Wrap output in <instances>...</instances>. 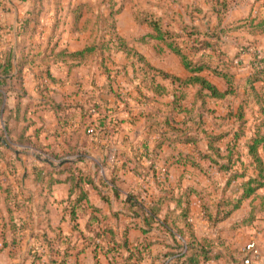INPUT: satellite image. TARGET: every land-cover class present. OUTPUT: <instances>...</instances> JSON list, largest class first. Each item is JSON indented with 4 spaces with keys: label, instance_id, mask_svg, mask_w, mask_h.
I'll return each instance as SVG.
<instances>
[{
    "label": "trees",
    "instance_id": "1",
    "mask_svg": "<svg viewBox=\"0 0 264 264\" xmlns=\"http://www.w3.org/2000/svg\"><path fill=\"white\" fill-rule=\"evenodd\" d=\"M231 2L206 0L213 18L206 20L202 17L199 0H108L107 12L96 16L110 30L108 40L94 41L77 51L58 50L56 40L47 50L32 55L21 53L13 69L6 62L0 64V97L4 92L13 91L17 99L15 108L3 120L0 134V165L3 166L0 167V191L5 195L8 212L7 221L2 224V248L7 247L5 234L10 232L11 259L19 258L20 264H68V259L75 256L73 264H79L77 257L91 249L94 264H103L99 254L107 264H139L158 244L161 250L152 255V264H199L200 260L206 262L212 257L203 249L207 241L198 240L194 233L190 219L192 195L198 197L203 217L210 226L223 222L250 198L259 201V211L264 210V196H257L258 190L264 188V56L254 43L256 37L264 35V16L248 15L228 21ZM125 3L130 4L134 21L149 28L139 42L155 41L161 46L160 51L175 55L187 72L185 78L156 69L141 55L127 50L115 27V18ZM90 7L79 4L72 9V31L91 30L87 20L79 28L83 13L88 16ZM31 22L29 17L22 25L24 33ZM238 35L243 37L239 39ZM243 38L251 40H245L244 44ZM115 44L116 51L127 52L135 58L130 64V76L125 72L126 67L112 72L105 65L103 54L96 64L109 82L105 87L115 106L110 107L108 102L100 104L94 97L75 105L54 103L49 96V82H54L49 73L51 63L61 62L69 69L75 68L87 62L97 50L109 51ZM244 55L248 56L247 61L242 59ZM40 65L44 68L37 72L41 77L37 83L41 96L38 106L54 113L55 136L68 145L67 152L44 150L37 142L38 129L27 135L33 122L26 119L27 108L21 111L20 107V100L25 95L22 71L34 70ZM120 73L130 79L134 97L111 86L110 82H114ZM207 75L222 79L226 89L220 91ZM130 98L138 107L130 121L143 118L146 122V136L139 146L140 153L135 152L129 159L123 149L109 163L106 159L109 152L103 149L101 153L98 146L96 152L103 157L95 163L88 158L91 152L86 145H71L70 134L83 135L92 144L113 139L123 122L114 115L120 107L131 113ZM219 101L226 110L223 116H215L211 108ZM10 120L13 122L11 127ZM21 121L26 123L19 125ZM73 127L75 129L71 131ZM150 136L154 139L151 150L146 145ZM203 141L205 147L200 144ZM14 144L31 147L37 152L36 157L42 158L39 166L31 167L33 181L42 190L50 193L54 185L69 183L63 212L70 224L71 235H64L58 227V231H51L53 237H49L46 200L33 209L34 193L23 192L21 181L12 180L16 175L14 159L18 160L21 155ZM177 144L192 145L195 150L192 154L183 153L176 149ZM164 146L172 148L173 152L162 166H158ZM171 165L197 170L207 186L198 190L189 187L175 193L166 177ZM106 167L111 176H95ZM118 168L132 171L140 179L138 194H121L119 180L114 176ZM63 174L66 177L61 179ZM13 182H16V188ZM87 186H91L109 206L112 202L117 205L119 210L111 213L113 218L118 219L119 215L130 218V227L139 229L144 237L130 241L125 225L119 239L109 218L90 203ZM151 187L158 190L159 195L148 200L147 190ZM214 197L216 199H211ZM169 203L173 204V209H166ZM21 211L28 213L27 219L18 215ZM84 218L87 221L81 231L79 221ZM156 234L160 241H152ZM27 237L29 243L23 252Z\"/></svg>",
    "mask_w": 264,
    "mask_h": 264
},
{
    "label": "crops",
    "instance_id": "2",
    "mask_svg": "<svg viewBox=\"0 0 264 264\" xmlns=\"http://www.w3.org/2000/svg\"><path fill=\"white\" fill-rule=\"evenodd\" d=\"M8 1L10 2V0H8ZM18 1H20V0H18ZM21 2L25 3L27 1L21 0ZM123 10H128L135 26L144 27L146 29V31L143 34H141L135 38V41L141 46H146L150 42H155V41H149L147 43L139 42V39L149 32V28L146 25H138L134 21V18H133L132 13H131L130 4L125 3L123 5L121 12ZM121 12L116 16V18L121 14ZM248 15L259 16L260 18L264 16V15L260 16L259 13L257 12L256 14L249 13L244 17H247ZM86 17H87V14H86V12H84L79 28L82 27L83 22L86 20ZM241 17H242V15H239L238 17L236 16L235 18L239 19ZM237 19H234V20H237ZM115 27H116V20H115ZM90 31L91 30H86V31H83V33L84 32H90ZM28 32H30V31L26 30L24 33L23 29H22L21 36L23 38H25L24 34L26 35ZM13 35H14L13 36L14 41L12 43L7 41V39L4 41L2 39L0 40V41H2V43L0 42V44H3L2 47L0 46V64H3L6 62V65L9 66L10 69L14 68V66L16 64V60L21 56V53H24V55H30V53H27L25 51V49L22 48V45H19L20 44L19 40H21L19 27H18V29H15ZM258 38L259 37H256V39H258ZM17 42H18V44H17ZM124 42H125V40H124ZM125 45L128 48L126 42H125ZM157 45L160 46L158 43H157ZM84 46H82L79 49H75V50H71V51L80 50ZM21 49H22V51H21ZM58 49H59V47H58ZM127 50L131 51V53H137L143 57L142 54H140L136 51H133L129 48ZM68 51H70V50H68ZM119 52L125 53V56L127 57L128 60L131 59V58H129L130 55H128L127 52L116 51V53H119ZM166 54H167V56H173V58H175V60L178 63L179 68L182 70V75L171 74L165 70H162V69H160V70H162V71H164L170 75L177 76L179 78H185L187 76V72L181 66L178 58L171 53L166 52ZM242 59L247 61L248 56L244 55L242 57ZM106 61L108 62L107 58H106ZM97 62L95 63V65L97 64ZM104 62H105V60H104ZM146 62L149 63L147 60H146ZM85 63H83L81 65H84ZM110 64L115 65V63H113V60L110 62ZM130 64L131 63L129 61H126V65H122V66L120 65V68H119L120 70H122L123 67H126L125 72H127L128 76L131 75ZM59 65L65 66L67 68L68 73H69V71H72V69L76 68L75 67V68L69 69L67 64H63L61 62L51 63V65L49 67V73H50L51 77H53L54 82H52V83L49 82V90H50L49 96L54 101V103L63 104V105H75L77 103H84V100H86L88 97H94L95 99H97L99 101L100 104H105L108 102L110 107L115 106L114 99H113L112 95L108 92L107 88L105 87L109 83L106 77H103L105 79H103L102 83H98V77H96L95 79H97V81L95 80V82H93V85L90 84L92 87L89 86L90 89H87L84 92H80V94L76 97H74L75 94H73V92H72V93H67L64 96L59 95L60 99H56L57 93L55 92V90H57V89L54 86L56 84H58L60 79H58V77H56L55 75H53L51 73V66L55 67V66H59ZM81 65H79V66H81ZM105 65L107 66L106 62H105ZM150 65L152 66V64H150ZM79 66H77V68ZM154 68H156V67H154ZM156 69H158V68H156ZM37 72L38 71H36L35 69L34 70L24 69L22 71L23 88L25 91V95L20 100V107H21V111L23 109L27 108L26 119L28 121L33 122V124L29 128V131L27 132V135H31L34 130L38 129L37 142H38V144H40L44 148V150H50V151H53L54 153L63 152V151L67 152L69 149L68 145L63 144L62 139L57 138L55 136L57 122H56L54 113L48 108L46 109L43 106H38L39 101L41 99V96L39 95L38 90H37V83L39 82L41 77L38 76ZM207 78L220 91H224L226 89V84L222 79L214 77L212 75H207ZM115 79L116 80L114 82H110L111 86L113 87L114 90H117L119 88L120 91L129 92L132 94V97L135 96L134 90L130 86V84L128 85V87H125V84L123 82L124 79L122 77L117 76ZM126 79H129V78L127 77ZM13 90H15V89L13 88ZM69 94L70 95L73 94L72 95L73 97L70 98ZM190 99L191 98H189V101H190ZM168 100L169 99H167L165 101L167 102ZM129 101H130L129 104L131 106V111H130L131 113H128L127 111H122V108L120 107V109L114 115L118 120H122L123 122L120 124L119 131L113 139H110V140L107 139V140H103V141L101 140L97 144H92L89 140H87L85 137H83V135L70 134V136L72 135L71 136V145L74 146L77 143H81V144L86 145V149L91 152V155L88 158L90 160L95 161V163L100 162V159L103 157V154H101V153H103L102 152L103 149L106 152H109L108 156L106 157V159L109 163H111L110 160L112 159V157L118 156V154H120V152H122L123 149H125L126 156L129 159L132 158V156L135 152L140 153L139 146L141 145V143L144 142V139L146 136V132H145L146 131V122L143 118L132 119V121H130V118L132 117L133 113L138 110V107L135 105V102L133 101L132 98H130ZM16 102H17V99H16L15 93L13 91L4 92L2 94V97H0V134L3 131V126H4L3 120L8 118L10 112L15 108ZM116 104L121 105L118 102ZM211 108L215 111V116H223L226 113V110L223 106V103H221L220 101L213 103ZM75 112H77V111H75ZM76 121H77V119H76ZM25 123L23 121H21V123L19 125H22ZM11 126H13V122L10 120L9 127H11ZM74 127L76 128V126H74ZM74 127L71 129V131H73L75 129ZM200 144L203 145V147H205V145H206V143L204 141L201 142ZM146 145H147V148L149 150H151L153 148L154 139L152 136L148 137ZM14 146L17 149V151L21 153V155L19 156L18 160H16V158L14 159L15 160L16 175L12 180L17 179V180L21 181V183L23 185V192H25V193L33 192L34 193V199H33V203H32L33 209H36L38 206L43 205L44 204L43 201L46 200L45 210L47 212L46 218L49 220V223H47V228L50 229V230H47L49 237H51V238L53 237V233L51 231H53V230L56 231L58 227H60L63 230L64 235H71L70 224L68 223L67 216L64 215V212H63V208L65 206L64 201L67 199L68 190L70 187L69 183H60V184L54 185L52 187L50 193H47L46 191L42 190L40 188L39 184L36 185L34 183V181H33L34 175H33L32 170H31L32 166H34V165L39 166L40 165L42 158H37L36 157L37 152L31 147L21 146V145H17V144H14ZM98 146L101 149V153L96 152L98 150L97 149ZM176 149L183 152V153H187V154L188 153L192 154L195 150L192 145H186V144H177ZM172 152H173L172 148H170L168 146H164L162 149V152L159 156L158 166H162L166 162V160L170 156V154H172ZM8 155L11 156V153H8ZM261 156L263 157V154H261ZM29 159H30V161H29ZM263 161H264V158H263ZM0 167L3 168L2 164L0 165ZM173 170H180V173H181L180 176L176 177L175 180L171 179V175H172ZM95 176L96 177L97 176L108 177V176H111V172H110L109 168L106 167V168H103L102 171L98 175H95ZM114 176L117 177L119 180V182H118L119 186L118 187H119L120 192L123 196H126L128 193H133V192H134V194H138L141 191V189L139 188L141 181L138 177H136V175L132 171H128L126 169L118 168V169H116ZM128 176H130L131 181H128L126 179ZM65 177H66L65 174L60 176L61 179L65 178ZM166 177H167L168 184L170 185L171 189H174L175 193L178 191L182 192L183 190H185L189 187H193V188L198 190L202 186H207V184H208L205 182V178L203 177V175L201 173H199L197 170L192 169L190 167H183L180 165H171L168 168ZM96 182H97V179H96ZM13 184H14V187L16 188V185H15L16 182H13ZM59 188H62L63 192L61 195L56 197L54 191L56 189H59ZM86 192L88 194L90 203L92 205L100 208L102 210V212L104 213V215H106L107 218H109L110 225L119 234L118 235L119 239L121 237L123 226H125V225L128 226V238L130 241L135 242L137 239L144 237L141 234V231L139 229H134V228L130 227V226H132V225L128 224L129 222L132 221L130 218L123 216V215H119L118 219H115L111 216L112 212L119 210L117 205H114V202H112L110 206L108 204H106L105 202H103L102 199L97 195L96 191L91 186L86 187ZM147 195H148L147 199L151 200L152 197H154L155 195H157V196L159 195V191L151 187L150 189L147 190ZM194 205L198 206L199 209L201 210L200 201H199L198 197L195 195H192L190 198V219H191V222H192V214H193L192 210H193ZM168 207H169V209L174 208L173 204H171V203H169V205L167 206L166 209H168ZM0 211L2 212V216H3L1 223H0V258L3 260L5 259L7 262H9V264H20L19 258H17L16 260H13L10 257V255L12 253L10 246H9L10 241L12 239V235L10 234V232H6V234H5V242L7 243V247L2 248V243H3L2 224H3V222L7 221L8 212H7V208H6L5 195L3 193H1V191H0ZM18 215L20 217H22L23 219H27V217L29 216L28 213L25 211H21ZM41 216H42V214H41ZM202 216H203V214H202ZM62 218L64 219V221H62ZM204 220L206 221V223L209 226L208 221L205 218H204ZM86 221H87V218H84V219L79 221L78 227L81 231H84ZM136 222L140 223L139 220H136ZM192 224H193V222H192ZM193 227H194V224H193ZM28 233L29 232H27L26 235H28ZM153 234H155V232ZM72 236L74 237V234H72ZM150 237H148V239ZM157 237H158V235L156 234V237L152 238V241H156V240L160 241V239ZM28 243H29V240L27 237L24 239V247L22 250L23 252L25 251ZM160 250H161V247L158 244H156L152 248V250L150 251L149 255L146 256L144 258V260L142 262H140L139 264H152V258H151L152 255L156 254ZM261 250L263 251V255H264V241H263V249H261ZM213 252L214 253L217 252L218 254L215 255L211 261L210 260L206 261L203 264H237L240 261L239 260L236 263L235 262L233 263L231 261L225 262V260L223 261V258L226 259V261L228 259L225 256V251L215 249V250H213ZM20 253L21 252H19V255H20ZM99 257H100L101 262H103V264H107L106 262H104V258L101 256V254H99ZM75 259H76L75 256H71L68 259V264H73ZM77 259L79 261V264H94V259H93V254L91 252V249H86L82 254H80L77 257ZM221 261L224 263H222Z\"/></svg>",
    "mask_w": 264,
    "mask_h": 264
},
{
    "label": "rangeland",
    "instance_id": "3",
    "mask_svg": "<svg viewBox=\"0 0 264 264\" xmlns=\"http://www.w3.org/2000/svg\"><path fill=\"white\" fill-rule=\"evenodd\" d=\"M33 1L27 0V2L23 3L21 0H10V2L8 0H0V40L4 41L7 39V41L12 43L14 41L13 33L19 27L21 37L19 45H22V48L32 55L49 49L56 40L59 49L71 51L79 49L85 44L88 45L94 41L96 43L100 41L101 43L110 38V30H108L106 25L100 23L99 17H96L100 12L103 14L107 12L106 2L108 0H37L34 3ZM199 1L203 9L202 17L206 20H212L210 7L205 4L206 0ZM79 4L91 5V12L86 17V20L90 21V23L87 22L89 28H91L90 32L72 31L71 11ZM257 12L260 16L264 15V0H232L227 20L233 21L237 19L235 18L236 16L242 15L244 17L249 13L256 14ZM32 16H35V18L33 19ZM29 17L32 22L26 30L30 32L26 35L24 34L25 38H23L21 36L22 28L20 27ZM145 31L144 27L135 26L128 10H123L116 18V34L125 40L129 49L142 54L152 66L159 70L162 69L171 74L182 75V70L179 68L175 58L167 56L165 51H160L161 46H158L156 42L141 46L135 41V38ZM237 37L240 39L243 36L238 35ZM243 40L244 44H246L245 40L250 41L251 39L243 38ZM254 41L260 53L264 55V35ZM0 42L2 43V41ZM2 45L0 44L1 47ZM115 47L116 44L105 52L97 50L96 54L88 62L72 69L69 73L65 66H51V73L60 79L58 84L54 86L57 89L55 90L57 93L56 99H60L59 95L64 96L72 92L75 94L74 97L78 96L80 92L90 89L89 86L92 87L90 84L93 85V82L97 81L96 77H98V83H102L105 75L101 74L102 68L95 65L97 61L99 62L101 54H103V59L112 72L120 71V65H126V61L130 63L135 61L132 55L129 57L131 59L128 60L125 53H116ZM112 60L115 65L110 64ZM136 67L139 69V65ZM43 68L42 65L34 67L36 71ZM138 74L141 78V73L139 72ZM118 76L124 79L125 87H128L130 79L124 78L121 73ZM130 86L133 88L132 85ZM72 95L69 94V97H73ZM180 174V170H173L171 179L175 180ZM126 179L131 181L130 176ZM62 192V188L54 191L56 197L61 195ZM257 196H264V188L258 191ZM211 199L214 200L216 197ZM243 203L240 209L216 226H208L199 207L193 206L192 222L194 224V232L198 240L207 241L203 244V249L209 251L208 256L212 257L211 260L218 254L217 252L214 253L213 250L218 249L225 251V256L228 258L227 261L223 258V261L236 263L241 259L242 248L250 240H256L261 254H263L261 249H263L264 241V210L259 211V201L257 199L252 200L250 198ZM2 217V212L0 211V223ZM203 263H205L203 259L200 260L199 264ZM0 264H9V262L0 258Z\"/></svg>",
    "mask_w": 264,
    "mask_h": 264
},
{
    "label": "built area",
    "instance_id": "4",
    "mask_svg": "<svg viewBox=\"0 0 264 264\" xmlns=\"http://www.w3.org/2000/svg\"><path fill=\"white\" fill-rule=\"evenodd\" d=\"M237 264H264V255L261 254L256 240H250L244 245L241 259Z\"/></svg>",
    "mask_w": 264,
    "mask_h": 264
}]
</instances>
